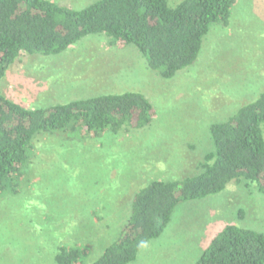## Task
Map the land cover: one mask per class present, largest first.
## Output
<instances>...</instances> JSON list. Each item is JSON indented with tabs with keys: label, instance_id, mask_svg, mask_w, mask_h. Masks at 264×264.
Returning a JSON list of instances; mask_svg holds the SVG:
<instances>
[{
	"label": "rangeland",
	"instance_id": "374dc122",
	"mask_svg": "<svg viewBox=\"0 0 264 264\" xmlns=\"http://www.w3.org/2000/svg\"><path fill=\"white\" fill-rule=\"evenodd\" d=\"M53 1L81 9L97 0ZM127 91L151 100L150 125L35 138L20 192L0 196V264H57L62 244L87 249L78 264H91L120 235L138 190L199 173L214 149L211 124L264 91V0H236L230 24L213 25L196 62L172 78L135 45L90 34L57 55H23L0 79V92L28 108ZM228 224L264 233V193L254 184L233 180L179 203L130 264H195Z\"/></svg>",
	"mask_w": 264,
	"mask_h": 264
},
{
	"label": "trees",
	"instance_id": "16d2710c",
	"mask_svg": "<svg viewBox=\"0 0 264 264\" xmlns=\"http://www.w3.org/2000/svg\"><path fill=\"white\" fill-rule=\"evenodd\" d=\"M236 0H97L75 9L53 0H0V79L23 55L63 53L90 34L135 45L151 69L172 78L194 64L213 25L228 26ZM143 93L127 91L28 108L0 92V196L17 194L35 138L45 133H119L152 123ZM264 91L227 119L211 124L214 149L202 170L176 180H153L138 190L118 238L91 264H130L171 221L176 206L246 180L264 193ZM89 251L62 244L57 264H78ZM195 264H264V233L226 225Z\"/></svg>",
	"mask_w": 264,
	"mask_h": 264
}]
</instances>
